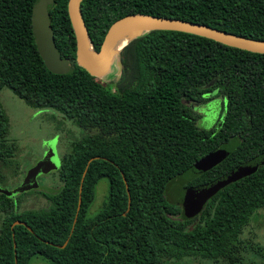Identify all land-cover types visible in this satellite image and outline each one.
Returning <instances> with one entry per match:
<instances>
[{
  "label": "trees",
  "instance_id": "obj_1",
  "mask_svg": "<svg viewBox=\"0 0 264 264\" xmlns=\"http://www.w3.org/2000/svg\"><path fill=\"white\" fill-rule=\"evenodd\" d=\"M35 1L0 0V92L9 89L35 111L60 114L81 135L52 171L59 178L55 190L0 192V264H30L37 256L51 264H264V247H245L241 238L264 213V166L218 190L191 216L165 193L230 142L237 143L233 152L186 187L213 183L264 155V54L152 30L121 49L120 71L116 66L96 78L76 64L69 0H54V41L71 70L52 74L32 36ZM80 8L94 51L115 21L134 14L264 41V0H83ZM215 96L225 103L224 115L214 128L200 129L195 111ZM9 134L0 102V189L12 191L28 170L13 187L23 171ZM100 182L107 193L92 212ZM29 196L46 205L21 208ZM16 221L25 225L12 228ZM249 250L253 256L246 258Z\"/></svg>",
  "mask_w": 264,
  "mask_h": 264
},
{
  "label": "water",
  "instance_id": "obj_2",
  "mask_svg": "<svg viewBox=\"0 0 264 264\" xmlns=\"http://www.w3.org/2000/svg\"><path fill=\"white\" fill-rule=\"evenodd\" d=\"M83 0H69L68 13L74 31L76 44V64L83 68L88 74L96 78L105 77L113 65V57H118L121 49L132 39L152 30H165L189 33L196 36L211 39L220 44L248 51L256 54H264V41L252 40L229 34L215 28L173 18L155 17L149 15H129L115 21L107 30L99 51H94L88 37L87 28L81 14V2ZM54 5V0H36L31 12V31L36 46V50L42 59L45 68L52 74H66L71 70L68 59L62 58L54 41V34L51 27L49 11ZM128 33L124 37L125 45L120 49H112L114 40L121 34ZM87 52H90L87 55ZM118 70H121V63L116 62ZM236 142H230L203 158L184 174L171 181L166 187L167 200L175 205H181L185 216H191L198 210L208 198L218 190L239 179L252 174L258 167L264 166V155L255 161L246 163L236 170L228 173L224 177L207 185H197L186 187V184L199 175L210 170L217 164L224 161L236 148ZM52 151L48 156L42 158L25 175L23 182L34 172L39 170L46 162L51 161ZM22 182V183H23ZM6 193L7 190L0 189ZM81 204V187L79 189V199L77 212ZM76 220V217H75ZM74 220V221H75ZM23 224L16 221L13 225ZM15 248V243H14ZM16 262V257H15Z\"/></svg>",
  "mask_w": 264,
  "mask_h": 264
},
{
  "label": "rangeland",
  "instance_id": "obj_3",
  "mask_svg": "<svg viewBox=\"0 0 264 264\" xmlns=\"http://www.w3.org/2000/svg\"><path fill=\"white\" fill-rule=\"evenodd\" d=\"M111 71H116L117 57H113ZM210 98V96H207ZM0 102L9 118L10 134L9 139L14 141L19 149V160L23 173L14 178V185L20 182L22 176L33 167L38 161H45V157L51 152L53 159L46 162L39 170L30 175L20 187L15 190H8L7 196H14L18 193L35 190L38 188L55 190L59 186V178L56 171L60 165V157L69 151V144L81 135L80 129L70 121L53 111H35L27 107L22 100L15 96L9 89L0 92ZM200 119L197 126L200 129L210 130L221 120L225 112V103L220 96L208 100L206 104L200 105L195 111ZM44 157V158H43ZM43 158V159H42ZM51 172V173H50ZM12 187V188H13ZM107 193V185L100 182L96 189L95 200L91 211H96L103 203ZM46 205L42 197L29 196L21 208L36 209ZM241 238L245 247H264V213H258L251 219L243 231ZM246 258H251L253 253L249 250ZM30 264H51L42 257H35ZM185 264H200L198 261ZM202 264V263H201Z\"/></svg>",
  "mask_w": 264,
  "mask_h": 264
},
{
  "label": "bare ground",
  "instance_id": "obj_4",
  "mask_svg": "<svg viewBox=\"0 0 264 264\" xmlns=\"http://www.w3.org/2000/svg\"><path fill=\"white\" fill-rule=\"evenodd\" d=\"M128 33H124V34H121L119 35L113 42V48L112 49H115L117 47V49L123 47L126 43V41L124 40V37L127 36ZM90 52H87V55H89Z\"/></svg>",
  "mask_w": 264,
  "mask_h": 264
}]
</instances>
